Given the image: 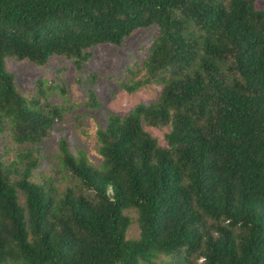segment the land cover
Returning a JSON list of instances; mask_svg holds the SVG:
<instances>
[{"label":"trees","instance_id":"trees-1","mask_svg":"<svg viewBox=\"0 0 264 264\" xmlns=\"http://www.w3.org/2000/svg\"><path fill=\"white\" fill-rule=\"evenodd\" d=\"M158 34L121 86H161L110 114L94 166L60 140L39 171L63 86L30 97L6 60L76 69L100 45ZM90 101L98 105L94 95ZM144 126L168 128L159 145ZM0 264H264V9L255 0H0ZM68 180L59 190L57 185ZM136 216L138 235L129 238Z\"/></svg>","mask_w":264,"mask_h":264},{"label":"rangeland","instance_id":"rangeland-1","mask_svg":"<svg viewBox=\"0 0 264 264\" xmlns=\"http://www.w3.org/2000/svg\"><path fill=\"white\" fill-rule=\"evenodd\" d=\"M255 6L264 9V0H255ZM157 34L156 27L138 29L120 46H97L90 50L92 57L80 70L70 60L56 56L51 57L44 66L12 58L6 60L7 70L14 74L16 86L24 96L30 97L34 93L39 80L63 86L65 91L64 94L58 92L50 96L54 105L64 108V114L41 146L40 172L46 176H56L59 165L55 156L60 140L68 143L73 154L83 151L94 166L99 165L101 157L97 153L96 132L105 127L107 116H124L137 104L148 106L157 102L161 86L149 85L133 94H128L121 86L130 77L128 71H134L146 59L148 49ZM91 93L98 105L91 103ZM144 129L157 139L159 145H167L165 134L168 133V128L144 126ZM7 143L8 140L0 138V159L10 162L15 158L16 151L12 145L4 149L3 145ZM66 185L68 180L59 183L57 187L61 191ZM128 214L133 222L128 236L135 238L138 235L136 216L131 212Z\"/></svg>","mask_w":264,"mask_h":264}]
</instances>
